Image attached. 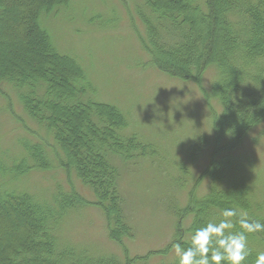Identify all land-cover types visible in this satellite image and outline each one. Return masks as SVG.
<instances>
[{
  "label": "trees",
  "instance_id": "16d2710c",
  "mask_svg": "<svg viewBox=\"0 0 264 264\" xmlns=\"http://www.w3.org/2000/svg\"><path fill=\"white\" fill-rule=\"evenodd\" d=\"M117 1L140 23L131 30L149 69L197 86L212 116L211 135L197 137L186 148L190 160L199 150L209 155L196 177L197 182L207 180V193L189 195L177 212L174 243L154 254L162 259L157 264H179L177 253L167 257L170 248L190 246L194 231L218 223L225 208L246 211L250 221L264 223L250 201L243 162L235 152L264 120V0ZM98 17L73 0H0V85L18 101L30 124L9 104L3 108L33 138L16 140L19 160L4 163L7 153L0 151V264H149L152 254H125L122 241L130 229L113 161L131 169L151 161L149 167L167 176L164 157L130 130L126 113L98 101L97 89L81 66L61 54L51 36L60 21L71 25L76 19L92 22ZM209 71L213 79L205 90L202 80ZM36 171H58L69 187L71 175L92 198L60 184L50 196L17 189L18 180ZM167 202L172 210L175 203ZM87 205L100 209L107 237L123 249L121 256L60 242L65 216ZM240 230L237 224L232 231ZM248 249L246 264H255L264 252V232L248 234Z\"/></svg>",
  "mask_w": 264,
  "mask_h": 264
},
{
  "label": "rangeland",
  "instance_id": "374dc122",
  "mask_svg": "<svg viewBox=\"0 0 264 264\" xmlns=\"http://www.w3.org/2000/svg\"><path fill=\"white\" fill-rule=\"evenodd\" d=\"M79 2L86 5L88 13L99 17L92 22L76 19L71 25L64 21L55 24L51 36L56 49L77 61L96 87L98 101L113 104L129 116L130 130L159 150L168 170L167 176L159 175L157 169L148 166L151 161L139 162L136 169L113 161L119 172L122 213L130 229L128 238L122 241L125 254L129 257L152 254L149 264H157L162 259L154 254L169 249L176 239V226L180 223L177 212L185 207L191 193L204 197L209 188L207 180L196 181L208 164V153L199 150L194 160H190L186 148L197 137L211 135L212 116L197 86L149 69L147 56L140 51L131 30L140 23L130 19L126 7L117 0H73V4ZM212 79L213 73L207 72L202 80L205 90ZM0 88L4 93L0 95V151L7 153L3 162L10 163L22 158L16 140L33 138L17 128L16 120L3 108L9 104L19 119L30 124L18 101L6 96V88L1 85ZM235 152L243 162L241 171L250 201L257 213L264 216V120L250 131ZM179 173L183 175L180 178ZM70 182L71 187L58 171H36L18 180L16 186L50 196L54 185L60 184L63 189L73 188L87 200L92 198L89 190L71 175ZM167 200L175 203L172 210ZM59 240L116 256L123 254V249L107 237L102 212L92 205L65 216ZM170 249L169 258L176 254L175 247Z\"/></svg>",
  "mask_w": 264,
  "mask_h": 264
},
{
  "label": "clouds",
  "instance_id": "9594fccd",
  "mask_svg": "<svg viewBox=\"0 0 264 264\" xmlns=\"http://www.w3.org/2000/svg\"><path fill=\"white\" fill-rule=\"evenodd\" d=\"M218 223L209 222L197 228L187 248L174 245L179 264H246L250 255L248 234L264 232V223L250 221L246 211L225 208ZM240 231H232L236 225ZM255 264H264V252L257 255Z\"/></svg>",
  "mask_w": 264,
  "mask_h": 264
}]
</instances>
